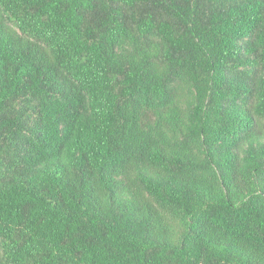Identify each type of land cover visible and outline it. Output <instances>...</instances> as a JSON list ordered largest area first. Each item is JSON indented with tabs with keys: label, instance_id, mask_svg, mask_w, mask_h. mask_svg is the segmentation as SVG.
<instances>
[{
	"label": "trees",
	"instance_id": "16d2710c",
	"mask_svg": "<svg viewBox=\"0 0 264 264\" xmlns=\"http://www.w3.org/2000/svg\"><path fill=\"white\" fill-rule=\"evenodd\" d=\"M0 264H264V0H0Z\"/></svg>",
	"mask_w": 264,
	"mask_h": 264
}]
</instances>
